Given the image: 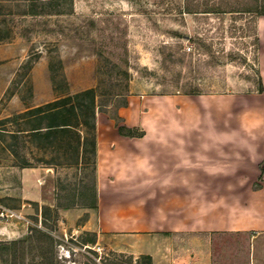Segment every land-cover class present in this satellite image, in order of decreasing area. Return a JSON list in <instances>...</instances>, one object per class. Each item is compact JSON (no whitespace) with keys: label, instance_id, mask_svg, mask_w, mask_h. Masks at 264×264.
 <instances>
[{"label":"rangeland","instance_id":"374dc122","mask_svg":"<svg viewBox=\"0 0 264 264\" xmlns=\"http://www.w3.org/2000/svg\"><path fill=\"white\" fill-rule=\"evenodd\" d=\"M209 1L223 0H0V212L16 214L0 220V243H18L15 253L0 254V264H48L34 229L57 239L60 264L190 263L192 235L166 239L154 262L143 233L132 252H122L126 244L117 239L78 230L87 215L74 223L64 211L90 206L93 163L38 170L46 161H65L63 151L39 150L21 132L30 109L94 90L96 122L105 117L129 135L120 109L159 124L161 99L182 96L190 85L231 95L229 121L240 123L242 101L259 89L257 21L225 15L222 24L220 16L186 14ZM198 39L212 41L224 58L198 54ZM132 131L145 135L141 127Z\"/></svg>","mask_w":264,"mask_h":264},{"label":"crops","instance_id":"0c3cea01","mask_svg":"<svg viewBox=\"0 0 264 264\" xmlns=\"http://www.w3.org/2000/svg\"><path fill=\"white\" fill-rule=\"evenodd\" d=\"M257 32L264 88V16ZM231 98L163 97L160 123L154 125L137 121L124 107V126L143 128L144 137L122 136L100 117L94 154L90 148L78 165L53 159L38 170L54 174L58 167L93 163L90 206L64 213L74 223L87 215L78 230L109 235L126 244L122 252H132L143 233L156 262L166 239L192 235L189 264H264V91L242 101L240 123L229 121ZM142 100L138 105H145Z\"/></svg>","mask_w":264,"mask_h":264},{"label":"trees","instance_id":"16d2710c","mask_svg":"<svg viewBox=\"0 0 264 264\" xmlns=\"http://www.w3.org/2000/svg\"><path fill=\"white\" fill-rule=\"evenodd\" d=\"M205 8L188 9L186 14H211L213 16H220V21L224 23L225 15H250V24H255L258 17L264 16V0L259 3L258 0H242V3L225 2L224 0L219 4L204 3ZM34 14V13H32ZM256 28V27H255ZM255 48L256 56L258 55L259 39L255 38L253 45ZM196 51L198 54H213L217 58H224L220 56L219 52L214 51V43H209L198 39L196 41ZM231 61L234 62V53L229 54ZM258 62V56L255 59ZM258 76L259 89L258 92L264 91L262 80ZM189 89L184 92L187 96H200L206 94L204 90L197 86H188ZM96 95L94 90H87L75 96H70L64 99L54 101L44 106L30 109L23 115L26 120L25 130L21 133L26 134L33 143L40 144L42 149H57L63 151L65 156V164H79V159L85 158L90 148L96 144ZM126 129L119 127L120 135L126 137H136L133 134V129H129V135H125ZM85 132V133H84ZM84 133V134H83ZM82 151V152H81ZM72 157V158H71ZM29 166L28 164H26ZM264 172V167H262ZM34 234L44 239L46 247H40L38 250L46 256L48 264H60L57 256V246L59 242L48 233H43L39 230H33ZM18 243H0V254H5L14 250ZM151 260V257H148Z\"/></svg>","mask_w":264,"mask_h":264},{"label":"built area","instance_id":"2783aa9c","mask_svg":"<svg viewBox=\"0 0 264 264\" xmlns=\"http://www.w3.org/2000/svg\"><path fill=\"white\" fill-rule=\"evenodd\" d=\"M16 214H14L13 212H9L6 210H3L2 212H0V220L5 219V218H12L14 217Z\"/></svg>","mask_w":264,"mask_h":264}]
</instances>
